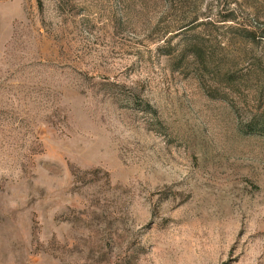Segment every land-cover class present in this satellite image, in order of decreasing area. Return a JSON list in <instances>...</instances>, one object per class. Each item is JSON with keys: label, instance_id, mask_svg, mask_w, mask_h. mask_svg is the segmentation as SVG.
Segmentation results:
<instances>
[{"label": "rangeland", "instance_id": "1", "mask_svg": "<svg viewBox=\"0 0 264 264\" xmlns=\"http://www.w3.org/2000/svg\"><path fill=\"white\" fill-rule=\"evenodd\" d=\"M0 264H264V0H0Z\"/></svg>", "mask_w": 264, "mask_h": 264}, {"label": "trees", "instance_id": "2", "mask_svg": "<svg viewBox=\"0 0 264 264\" xmlns=\"http://www.w3.org/2000/svg\"><path fill=\"white\" fill-rule=\"evenodd\" d=\"M255 123L256 122L253 119L247 120V125L249 126H255L256 125Z\"/></svg>", "mask_w": 264, "mask_h": 264}]
</instances>
